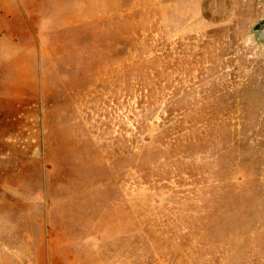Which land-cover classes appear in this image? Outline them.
<instances>
[{
  "label": "rangeland",
  "instance_id": "374dc122",
  "mask_svg": "<svg viewBox=\"0 0 264 264\" xmlns=\"http://www.w3.org/2000/svg\"><path fill=\"white\" fill-rule=\"evenodd\" d=\"M264 0H0V264H264Z\"/></svg>",
  "mask_w": 264,
  "mask_h": 264
},
{
  "label": "water",
  "instance_id": "95a60500",
  "mask_svg": "<svg viewBox=\"0 0 264 264\" xmlns=\"http://www.w3.org/2000/svg\"><path fill=\"white\" fill-rule=\"evenodd\" d=\"M248 36L254 40L255 44L261 49L264 55V19L253 24L248 32Z\"/></svg>",
  "mask_w": 264,
  "mask_h": 264
}]
</instances>
